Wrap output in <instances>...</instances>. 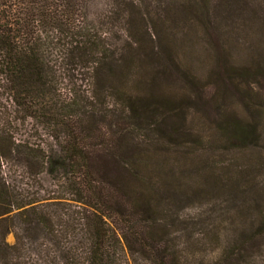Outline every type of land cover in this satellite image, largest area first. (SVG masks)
Here are the masks:
<instances>
[{
	"label": "trees",
	"instance_id": "1",
	"mask_svg": "<svg viewBox=\"0 0 264 264\" xmlns=\"http://www.w3.org/2000/svg\"><path fill=\"white\" fill-rule=\"evenodd\" d=\"M256 87L264 0H0V264H252L263 210L213 258L179 208H260Z\"/></svg>",
	"mask_w": 264,
	"mask_h": 264
},
{
	"label": "rangeland",
	"instance_id": "2",
	"mask_svg": "<svg viewBox=\"0 0 264 264\" xmlns=\"http://www.w3.org/2000/svg\"><path fill=\"white\" fill-rule=\"evenodd\" d=\"M256 90L262 92L259 93L257 96V101L264 96V90L259 87L255 88ZM242 103L238 100L230 103L229 108L231 111L235 112L236 114H240L243 116H247V112L244 111L242 108ZM260 131V139L256 146H249L246 150H235L233 152L228 153L226 156L231 160V163L235 167H242L245 163H251L252 165H259L262 164L261 170L257 173V186L258 191L263 194L260 199V208L258 209L253 207L254 202L251 199L247 201L246 204H242L240 199L236 201V204L229 206L226 202V197H220L218 201V206L215 207L214 204H210L209 201H202V202H195L189 205H184L179 208V213L182 216L181 218L186 220L182 226H187L188 233L191 232L192 237L194 238L195 242L203 243L205 246L206 253L215 258L217 255L219 256L226 246L232 243L240 232V230H251L257 225L260 219V212L264 211V119L261 120V126L259 128ZM227 163V162H224ZM221 165V164H220ZM254 194H250L249 196L253 197ZM259 199V198H258ZM258 199H256L258 201ZM219 205L221 208H228L231 213L235 211V217L237 216L238 209H242L243 206L246 209L251 210V218L248 222L242 221L239 217H232V220L227 216L221 215L218 213L217 209H219ZM215 207V208H214ZM216 210V211H215ZM212 213V216H211ZM233 214V213H232ZM210 216L207 219L205 216ZM229 216V215H228ZM233 216V215H232ZM206 220H205V219ZM191 219V220H190ZM190 220V221H189ZM194 220L199 224L194 229L190 222ZM210 220V221H209ZM233 221H235L233 225ZM232 222V223H231ZM209 227V229H206ZM260 239L259 248L255 249L254 251V264H264V239ZM6 241L9 244L14 242V238L12 234H8L6 237ZM187 242L186 236L181 233H176V243L180 246V248L185 245ZM190 248L188 249V251ZM252 263V264H253Z\"/></svg>",
	"mask_w": 264,
	"mask_h": 264
}]
</instances>
